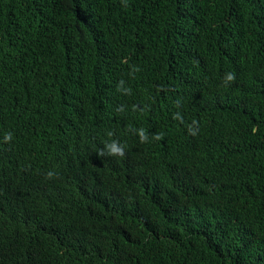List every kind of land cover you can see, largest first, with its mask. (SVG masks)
I'll return each mask as SVG.
<instances>
[{
	"label": "trees",
	"instance_id": "1",
	"mask_svg": "<svg viewBox=\"0 0 264 264\" xmlns=\"http://www.w3.org/2000/svg\"><path fill=\"white\" fill-rule=\"evenodd\" d=\"M0 264H264V0H0Z\"/></svg>",
	"mask_w": 264,
	"mask_h": 264
},
{
	"label": "clouds",
	"instance_id": "2",
	"mask_svg": "<svg viewBox=\"0 0 264 264\" xmlns=\"http://www.w3.org/2000/svg\"><path fill=\"white\" fill-rule=\"evenodd\" d=\"M233 78L234 77L231 74H229L227 76L228 80H231ZM10 136H11V134H9V138H10ZM107 148H108V151H109L110 154H116V153H119L121 155L123 154V149L121 147H118L115 142H113L112 144L107 145ZM49 175H51V173Z\"/></svg>",
	"mask_w": 264,
	"mask_h": 264
}]
</instances>
